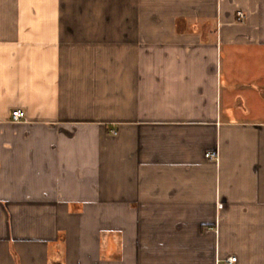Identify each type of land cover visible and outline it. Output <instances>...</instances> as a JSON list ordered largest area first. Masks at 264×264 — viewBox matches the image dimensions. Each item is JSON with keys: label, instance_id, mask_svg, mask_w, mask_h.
I'll return each mask as SVG.
<instances>
[{"label": "crops", "instance_id": "obj_1", "mask_svg": "<svg viewBox=\"0 0 264 264\" xmlns=\"http://www.w3.org/2000/svg\"><path fill=\"white\" fill-rule=\"evenodd\" d=\"M0 264H264V0H0Z\"/></svg>", "mask_w": 264, "mask_h": 264}, {"label": "built area", "instance_id": "obj_2", "mask_svg": "<svg viewBox=\"0 0 264 264\" xmlns=\"http://www.w3.org/2000/svg\"><path fill=\"white\" fill-rule=\"evenodd\" d=\"M236 18H237V22H243L245 19V15L242 12H238ZM25 118H26V114L22 109H16L11 112V121L14 123L22 122L25 120ZM206 157L210 159H217L218 154L217 152H209L206 154ZM235 260H236L235 258H232L229 261L234 262Z\"/></svg>", "mask_w": 264, "mask_h": 264}]
</instances>
